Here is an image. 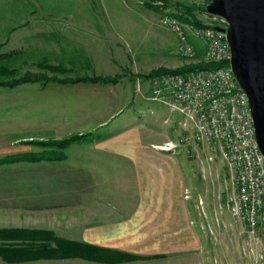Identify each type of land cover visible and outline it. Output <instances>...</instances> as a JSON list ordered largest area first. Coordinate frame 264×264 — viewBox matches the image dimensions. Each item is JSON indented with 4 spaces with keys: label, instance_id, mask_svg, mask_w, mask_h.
Segmentation results:
<instances>
[{
    "label": "crops",
    "instance_id": "obj_1",
    "mask_svg": "<svg viewBox=\"0 0 264 264\" xmlns=\"http://www.w3.org/2000/svg\"><path fill=\"white\" fill-rule=\"evenodd\" d=\"M17 13L0 16V57L4 58L0 60L9 66H33L46 75L44 67L61 66L67 71L49 76L59 79L119 75L110 55L105 56L107 60L97 51H101L102 44H108L110 52L109 44L126 40L124 31L95 22L88 26L43 25L39 20L48 17L37 16L35 9L27 14L21 10L13 17ZM7 18L17 21L2 28L7 25ZM30 19L35 20V25L22 23ZM9 42L15 46L5 49ZM27 73L35 74L28 71L23 75ZM142 76L125 78L128 84H123V80L121 86L31 83L21 86H41L27 93L10 92L0 97V109L19 118L4 125L18 126L16 130L0 127V158L42 152L39 147L21 145L24 142L89 136L71 145L61 161L0 166V177L11 179L13 175L15 179L33 180L25 185L9 182L0 186V195L4 196L0 199L5 202L0 205V230L51 232L72 242L73 248L89 246L98 250L97 257H104L95 261L82 254L16 263L0 257V264H161L168 257L191 254L193 244L197 247V233L191 227L196 201L184 199L185 188L193 198L195 195V185L190 183L194 160L191 155L180 159L158 149L165 142H178L187 135L179 126L182 118L142 100L134 88L140 79L143 93H148L149 80ZM16 89L19 86L9 90ZM107 100L118 102L110 108L104 105ZM129 106L136 108L139 117L125 113ZM103 109L106 113L99 115ZM158 126L170 127L160 130ZM183 148L193 150L195 146L190 143ZM26 235L25 239L0 240V246L27 256L46 245L40 241L41 236ZM47 246L57 248L52 241ZM120 255L140 259L118 263Z\"/></svg>",
    "mask_w": 264,
    "mask_h": 264
},
{
    "label": "rangeland",
    "instance_id": "obj_2",
    "mask_svg": "<svg viewBox=\"0 0 264 264\" xmlns=\"http://www.w3.org/2000/svg\"><path fill=\"white\" fill-rule=\"evenodd\" d=\"M149 1L0 0V16L6 12H18L13 16L16 17L21 10L27 14L28 11L35 9L39 13L37 16L48 17L44 20H39L43 25L88 26L93 25V22H95V25L117 28L118 30L124 31L126 33V40L119 41V44H109L110 52L107 47L108 44H102L101 51L97 52H100L104 57L107 55V58L109 54L118 67L119 75L116 74L107 78L121 76V80L117 84H120L123 80V84H128L125 78H130L135 75H146L160 67L175 69L197 63V60L201 59L197 58L195 61H190L182 58L178 54L177 41L173 34L160 24V15L166 8L175 13L185 14L180 7H177L179 4L204 6L206 3L205 0H169V6L166 5L167 3L164 0H153L151 2L152 5L158 7L159 11L147 7V2ZM159 1L164 3L166 8L156 5ZM42 13H45V15H42ZM202 15L200 13L198 15L200 20L204 17ZM93 16L96 19L93 20ZM5 21L7 25L2 28L10 27L17 20L7 18ZM24 22L35 25L34 19L23 20L22 23ZM192 41L194 45H200L198 43L200 41L197 43L195 40ZM13 44L14 42H9L5 49H12L15 46ZM200 47L204 51V45H200ZM24 48L29 49L27 46ZM17 71L19 76H22L28 71L35 74L43 73L41 69L28 65L24 67L18 66ZM47 75L52 76L53 74L47 72ZM139 85L140 90L138 89ZM40 86H19V89L13 91L0 88V97L5 94H11L10 92H21L23 94L24 92L38 90ZM134 88H136L138 94H141L142 100L149 102L146 99L147 93H143V85L140 79L136 80ZM142 94L144 95L142 96ZM14 101L9 100L12 103ZM115 102H118V100H107L104 105H106L105 107L113 108L114 105H117ZM124 111L129 116L130 114H134L135 117H139L136 108L133 106H129V109L126 108ZM105 113L103 109V114L99 115H104ZM15 119H19L15 114L0 109V127L2 129H18V126H4L5 124L15 122ZM36 120L40 119L36 118ZM166 127L170 126H160L159 128L161 130ZM170 142H165L162 146ZM21 145L29 146L26 142ZM30 146L34 147L35 145ZM210 147L208 145L196 147V150L191 151V154H189V149L185 150L184 148H179L175 152L164 151L176 157L178 156L180 159H184V156L188 157L191 155L192 160H194L192 164L195 165L193 166L195 168L192 167L190 183L192 186L195 185L193 189L195 195L193 198L190 190L185 188L184 199L190 200L192 198L194 202L196 201L197 207L194 208L196 212L194 214L195 219L191 221V227L197 233L198 243L197 247L194 244L192 245L191 254L182 255L180 258L168 257L161 261V264H258L257 258L262 251V246L247 233L244 222L233 216L231 211L226 208V202L232 196V174L228 170L220 153ZM66 152L67 149L65 150V156H67ZM72 154H69V156L72 157ZM209 157H212L213 160L208 161ZM10 177L11 179L4 178L3 176L0 177V186L4 187L3 184H8L9 182H13V185L17 183L25 185L26 182L30 183L33 181L24 178L22 180L15 179L13 175ZM187 191L189 193V199L185 198ZM0 192L3 193L2 190ZM0 198H4L3 194L0 195ZM3 201V199H0V205L5 204Z\"/></svg>",
    "mask_w": 264,
    "mask_h": 264
},
{
    "label": "built area",
    "instance_id": "obj_3",
    "mask_svg": "<svg viewBox=\"0 0 264 264\" xmlns=\"http://www.w3.org/2000/svg\"><path fill=\"white\" fill-rule=\"evenodd\" d=\"M156 5L166 8L161 1ZM202 16L204 26L197 27L182 22L175 12L166 8L160 15V24L175 37L177 52L182 58L197 60L192 41L195 40L204 45L203 57L198 62H228L229 66L186 74H162L149 80L146 99L170 114L179 115L182 118L179 126L187 134L178 142L158 149L175 152L194 143L190 153L205 145L220 153L232 174V196L226 208L244 222L247 233L261 244L257 263L264 264V157L256 139L249 98L230 67L232 53L227 34L215 30V27L227 30L228 23L208 12ZM185 198L189 199L188 191Z\"/></svg>",
    "mask_w": 264,
    "mask_h": 264
},
{
    "label": "trees",
    "instance_id": "obj_4",
    "mask_svg": "<svg viewBox=\"0 0 264 264\" xmlns=\"http://www.w3.org/2000/svg\"><path fill=\"white\" fill-rule=\"evenodd\" d=\"M153 0L147 2V7L152 8L155 11H159L158 7L152 5ZM169 6V0H164ZM204 6H196V5H187V4H179L177 7L181 8L185 14L176 13L177 17L184 23L192 24L197 27L204 26V23L199 18V13L203 14L207 12V5L210 4L211 0H205ZM197 58L203 57V49L200 45L195 44ZM3 57H0L2 59ZM4 59V58H3ZM228 62H220V63H204L198 62L196 64L185 65L175 69H168L165 67H160L155 70H152L149 74H146L143 77L144 80H150L153 77L162 75V74H186L196 70H212V69H219L228 67ZM46 72L52 73L54 75H61L63 71H67L66 68L64 69L61 66L53 67V66H46L43 68ZM121 80V76H116L114 78H107V77H76L73 79H59V78H50L46 74H32L27 73L25 75L19 76L18 71L16 68L9 66L5 63V61L0 60V88L6 89H14L18 86L24 84H31V83H41L46 85L50 82H56L61 85L67 84H78V83H91V84H106L112 85L117 84ZM89 136H72L67 139L63 140H49V141H31L26 142L29 145H35L39 148H42L43 151L40 153H24V154H14L8 155L3 158H0V166L4 165H13L17 163H38L44 160H63L64 152L68 149L71 145L82 142L86 140ZM34 234L41 236L39 238H43L40 241L45 243L46 245L39 246L36 253L30 255L24 253H14L13 248H5L0 246V257L4 260L8 261L9 263H16L21 261H31L34 259H67V258H74L77 256H81L85 254L87 259L101 261L104 260V257L101 258L97 257L98 250H93L89 246L78 245L75 246L72 242H67L65 240L59 239L51 232H29L24 230H0V240H13L12 238L25 239L27 236L26 234ZM49 241H52L57 245L56 250L49 248L47 245ZM104 253H102L103 255ZM25 256V257H24ZM140 259L139 257L135 256H127V255H120L118 259V263L121 262H128V261H136Z\"/></svg>",
    "mask_w": 264,
    "mask_h": 264
},
{
    "label": "water",
    "instance_id": "obj_5",
    "mask_svg": "<svg viewBox=\"0 0 264 264\" xmlns=\"http://www.w3.org/2000/svg\"><path fill=\"white\" fill-rule=\"evenodd\" d=\"M207 12L225 19L230 67L250 102L255 135L264 157V0H211Z\"/></svg>",
    "mask_w": 264,
    "mask_h": 264
}]
</instances>
